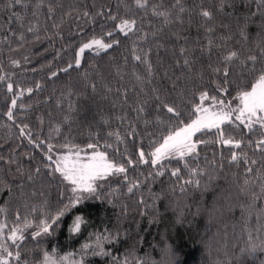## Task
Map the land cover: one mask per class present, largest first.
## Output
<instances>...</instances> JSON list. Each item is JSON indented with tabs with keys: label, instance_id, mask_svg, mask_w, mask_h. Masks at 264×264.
Returning a JSON list of instances; mask_svg holds the SVG:
<instances>
[{
	"label": "trees",
	"instance_id": "trees-1",
	"mask_svg": "<svg viewBox=\"0 0 264 264\" xmlns=\"http://www.w3.org/2000/svg\"><path fill=\"white\" fill-rule=\"evenodd\" d=\"M175 2L149 0L148 8L140 9L135 0H21L18 5L0 0V76L5 77L0 82V208L6 210L0 213V220L6 219L11 227L17 222V212L21 221L25 216L38 220L45 202L47 211L54 214L72 195L59 174L45 167L50 164L46 159L49 144L64 152L65 143L85 149L97 141L101 146L111 144L106 149L109 158L125 165L129 182H140L129 193L124 174L109 177L101 182V199H86L77 205L58 222L59 227L53 226L51 235L33 240L34 229L26 230L22 261L32 264L39 259L40 248L55 249L61 256L73 253L79 260L81 246L95 243V236L90 238L93 233L119 236L103 242L109 255L95 256L90 250L84 264H124L125 260L128 264H260L264 260V252H242L264 241V179L260 178L264 176V153L255 148L259 131L249 133L243 125H225L226 136L243 140L239 149L216 143L215 130L197 133L194 140L208 142L198 144L195 159L186 158L190 168L202 170L195 177L177 159L163 162V176L149 177L158 168L139 163V150L150 152L165 127L156 123L157 116L167 122L170 115L155 110L153 89L162 97L176 98L185 118L189 110L185 105L198 102L200 91L231 100L236 83L225 85L222 75L212 71L220 62V53L237 50L242 59L259 55L264 41V7L258 8L257 0H226L223 11L219 10L220 0H180L183 13L179 5L173 7ZM156 5L159 11L170 13L169 23L153 15ZM202 8L213 11V21H205ZM112 15L135 19L134 31L124 36L115 29L119 19L111 20ZM246 17L249 38L244 40L237 21L243 24ZM206 23L215 27L213 33L206 32ZM109 31L112 37L106 35ZM227 36L231 39L221 40ZM93 37L120 43L99 55L86 50L79 68L61 71L69 63L74 65L81 44ZM209 38L213 40L211 52L207 50ZM181 48L185 49L183 56ZM136 55L140 61L134 59ZM185 57L191 62V71L183 67ZM145 61L152 66L151 75ZM232 71L230 80L235 81L241 69L234 66ZM53 72L57 75L52 76ZM9 82L13 84L11 93L7 91ZM173 82L177 83L175 89ZM217 83L228 88L227 95L217 91ZM28 88L33 91L28 93ZM22 89L23 95L18 96ZM14 96L17 106L9 120L6 113ZM140 107L145 112L139 113ZM133 128L135 134L130 135ZM233 151L239 157L236 162L230 161ZM128 158L133 165L127 164ZM253 159L256 164H251ZM248 167L251 173L246 172ZM175 168H180L179 179L171 176ZM187 179L200 180L199 187L184 185ZM181 185L186 191L181 192ZM75 215H82L88 223L79 234H70L68 227Z\"/></svg>",
	"mask_w": 264,
	"mask_h": 264
},
{
	"label": "snow or ice",
	"instance_id": "snow-or-ice-1",
	"mask_svg": "<svg viewBox=\"0 0 264 264\" xmlns=\"http://www.w3.org/2000/svg\"><path fill=\"white\" fill-rule=\"evenodd\" d=\"M13 4H21V0H12ZM135 4L140 9H146L149 6V0H135ZM226 4V0H220L219 10L223 11ZM258 8L264 7V0H257ZM179 5V11L183 13L185 8L181 5L180 0H176L173 7ZM39 7V5H37ZM160 6L156 5L152 7L153 15L164 17V22L169 23L170 13L166 11H159ZM51 12V7L49 8ZM87 15V13H85ZM200 15L205 19L206 22H211L214 20V13L212 10L207 8H202ZM255 15V13H253ZM111 20L119 22L115 24V29L123 33L124 36H128L130 32H133L136 27L135 19H125L118 18L115 15L109 17ZM222 27H226L221 25ZM249 21L248 18H244L243 24L237 21V27L239 35L242 39L247 40ZM206 32L213 33L215 31L214 26H208L206 23ZM28 31H33L29 28ZM262 33H264V26H262ZM107 36L112 37L113 32L109 31L106 33ZM147 34H145L146 36ZM23 39V36H21ZM231 39V36L221 37L222 41ZM119 40L113 39L111 42H105L103 38L93 37L85 43H82L78 51L75 53L74 65L69 63L66 68L61 69V71L67 72L68 69L79 68L81 66L82 58L86 50L95 51L99 55L100 51H106L113 47L114 44H119ZM216 47H223V45H215ZM213 47V40L208 39L207 50L211 52ZM180 54L183 56L185 54V49H180ZM137 61L141 60L139 55L134 56ZM148 66V72L151 75L152 66L148 61H145ZM13 64H18L17 61H13ZM177 66H180V62L177 61ZM239 67L241 71L237 74L236 80L231 81L230 77L233 76V67ZM183 67L191 71V62L185 57L183 60ZM212 71L217 75H222L223 84L227 85L230 82L236 83V94L231 100H226L219 98L217 95H209L206 90L200 91L198 94V102L189 101L185 107L189 109L187 111V116L185 118L184 111L181 109L180 105L177 104L176 98L162 97L159 94L158 89H153L155 95V110L157 113H167L170 114L167 118V122L161 118L160 115L156 118L157 124L165 125L164 129L161 131L159 140L153 141L151 144V151L147 154L144 149L141 148L138 152L139 163L140 164H150L153 168H158L157 171L149 172L148 176H163L164 175V161H170L172 159H177L184 161V167L188 169L190 176L195 177L197 175L203 174L202 170L197 168H190L186 158L195 159L198 156L197 146L198 144H205L208 141L202 139H195L197 133H203L206 130L211 132L215 130L216 143L223 146H231L232 148L239 149L243 143L242 139H235L233 136H226L224 126L234 125L239 128L243 125L244 128L248 130L249 133L259 131L260 138L255 142L256 150L264 153V41L262 45L259 46V55L249 54L245 58H241L240 53L237 50H227L220 53L219 64L212 69ZM57 73L53 72L52 76H56ZM139 80L140 77L137 76ZM180 77H177L179 81ZM5 80L4 76H0V82ZM238 81V82H237ZM150 82V81H149ZM39 87V85H37ZM93 91L95 90V85H91ZM177 87V83L173 82V88ZM216 89L218 92L225 95L228 94V88L222 87L220 83H217ZM7 91L9 93L13 92V84L7 83ZM33 89L28 88L27 92L31 93ZM24 90L22 89L17 95L22 96ZM183 96V92L179 94ZM233 100L236 102L233 105ZM207 102V103H206ZM17 106V98L14 96L11 100V106L9 107L6 115L9 120L13 119V111ZM71 107V106H70ZM74 110V109H73ZM139 113L145 112L143 107L137 109ZM67 119V118H66ZM175 120V124L172 121ZM145 124L149 121L145 120ZM236 122H239L238 124ZM25 127H27L25 125ZM57 131H59L57 129ZM166 133V134H165ZM135 134V129L133 128L130 135ZM21 135H24V129H21ZM109 136L114 135V133H109ZM117 141H120V136L115 133ZM31 142V141H30ZM249 146H252V141H248ZM53 145L49 144L47 146V151L50 153L47 155L46 159L50 161V164L45 165L46 168H50L53 174L58 173L63 182L69 186L71 196L68 197L66 203H62V206L55 210V213L47 211V202L44 203V207L41 210L42 218L35 220L29 219L28 216L21 217L19 212L16 215V223L9 227L6 219L0 220V264H29L28 260L21 259V245L25 240V231L29 228L34 229L31 232V238L36 240L37 237L51 235L53 226L59 227V223L63 217L68 213L72 212L77 205L81 204L86 199L95 198L97 200L101 199L100 189L104 188L102 181H106L109 177L124 174L123 180L128 184L127 191L129 193L133 192V189L138 188L140 185L139 181L129 182L127 172L128 169L123 163H117L114 159L109 158V154L106 151L108 148H112L113 145L105 143L100 145L99 141L95 143H88L85 148H80L79 145L65 143L62 145L65 152L60 155H55L53 153ZM101 148L105 150H101ZM87 150H91L88 152ZM118 151V150H117ZM85 153L83 156L81 153ZM55 155V159H53ZM238 154L233 151L231 153L230 161H238ZM244 163L248 164L249 160L245 154ZM255 159L251 160V164H256ZM128 165H133L134 161L131 158L127 160ZM223 167V165H221ZM39 172V169L36 170ZM253 170L251 167L246 169V172L251 173ZM172 177L180 178V168H175L171 171ZM264 179V176L260 177ZM31 179V177H29ZM147 179V178H146ZM249 181L245 180L247 185ZM184 185L194 184L199 187L200 180L187 179L183 181ZM181 192L186 191L183 185L180 186ZM261 193H264V184L261 185ZM110 195V193H109ZM260 197L254 196V199H259ZM141 204L144 203L143 199L140 201ZM6 210L0 208V213H4ZM32 212H36V208H32ZM86 219L82 215H75L68 227L70 234H79L81 232L82 226L87 225ZM107 232V230H105ZM95 236V243H85L81 246L80 252L81 256L79 260L74 259L73 253H68L67 255H58L56 250L53 249L49 252L46 249L40 248L38 252L39 259L32 261V264H84V257L89 254L95 256H107L109 253L105 251L103 242L112 241L118 238L119 233L112 235L111 233L100 234L93 233L91 236ZM247 251L249 254L255 253L257 251L264 252V241H261L259 245L253 244L249 249L242 250V252ZM115 259V258H113ZM124 264H128L125 260ZM260 264H264V260L260 261Z\"/></svg>",
	"mask_w": 264,
	"mask_h": 264
},
{
	"label": "rangeland",
	"instance_id": "rangeland-1",
	"mask_svg": "<svg viewBox=\"0 0 264 264\" xmlns=\"http://www.w3.org/2000/svg\"><path fill=\"white\" fill-rule=\"evenodd\" d=\"M207 103V102H206ZM64 151H59V150H56V149H53V153L55 154V155H60V154H62ZM90 152V151H89ZM85 153H81V155L83 156ZM55 155H53V159H55Z\"/></svg>",
	"mask_w": 264,
	"mask_h": 264
}]
</instances>
